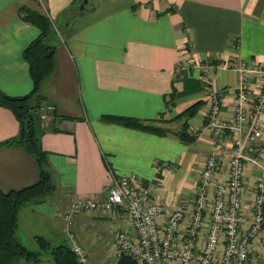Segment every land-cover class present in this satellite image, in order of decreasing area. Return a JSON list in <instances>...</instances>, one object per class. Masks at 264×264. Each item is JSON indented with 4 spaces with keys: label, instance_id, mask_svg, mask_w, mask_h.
<instances>
[{
    "label": "crops",
    "instance_id": "obj_1",
    "mask_svg": "<svg viewBox=\"0 0 264 264\" xmlns=\"http://www.w3.org/2000/svg\"><path fill=\"white\" fill-rule=\"evenodd\" d=\"M73 1L0 0V88L9 95L33 87L23 50L39 28L22 19L19 7L39 9L56 20L55 67L41 87L44 104L54 106L41 135L54 188L21 207L17 227L36 243L40 235L53 246L52 240L67 237L65 208L78 197L103 198L112 174L137 173L171 205L195 195L213 145L209 135L184 141L105 116L152 119L162 114L165 120L159 123L176 129L180 120L171 118L202 100L189 119L193 130L209 107L203 63L236 58L264 66V0H77V12L67 20L63 10ZM187 59L195 65L177 72V62ZM238 80L239 72L229 68L213 72L223 116L232 114ZM19 127L14 112L0 105V142L15 136ZM229 146H219L220 176L226 175ZM38 178V164L27 148L0 146L3 189L28 186ZM109 217L122 219L77 212L71 228L83 240L87 226Z\"/></svg>",
    "mask_w": 264,
    "mask_h": 264
},
{
    "label": "built area",
    "instance_id": "obj_2",
    "mask_svg": "<svg viewBox=\"0 0 264 264\" xmlns=\"http://www.w3.org/2000/svg\"><path fill=\"white\" fill-rule=\"evenodd\" d=\"M194 65L193 59L181 60L175 70ZM202 66L208 70L202 79L209 107L193 131L195 138L209 135L213 145L192 201L168 204L137 173L112 174L103 198L78 197L63 212L77 264H92L71 228L81 211L126 219L125 227L114 230L112 248L116 256L129 253L141 264H264V66L236 58ZM222 68L239 72L231 116L221 114L222 99L213 86V72ZM53 108H42L43 127ZM228 143L226 175L220 176L219 146Z\"/></svg>",
    "mask_w": 264,
    "mask_h": 264
},
{
    "label": "trees",
    "instance_id": "obj_3",
    "mask_svg": "<svg viewBox=\"0 0 264 264\" xmlns=\"http://www.w3.org/2000/svg\"><path fill=\"white\" fill-rule=\"evenodd\" d=\"M77 0L63 10L68 20L77 12ZM23 20L38 26L39 33L24 48L23 57L28 63L29 73L33 80L32 90L23 95H9L0 88V105L10 108L19 120L18 133L0 142L2 145H22L35 158L39 167V178L36 182L5 190L0 185V264H15L21 259L39 261L43 252H50L55 264H77L76 255L68 243L52 245L48 239L37 235L38 249H31L17 236L19 211L23 205L31 201L43 199L54 188L49 168L48 152L43 148L41 135L43 132L40 112L47 106L41 87L45 79L55 67V49L53 38L57 35L56 20L46 12L23 5L19 7ZM170 102H173L172 100ZM202 100L196 101L176 113L171 119L180 120L176 129L163 126L159 122L165 120L163 115L152 119H140L131 116L107 115L104 118L114 122L137 127L161 134L172 133L184 141H193L195 133L190 127L189 119L199 109ZM114 264H141L134 256L123 253Z\"/></svg>",
    "mask_w": 264,
    "mask_h": 264
},
{
    "label": "rangeland",
    "instance_id": "obj_4",
    "mask_svg": "<svg viewBox=\"0 0 264 264\" xmlns=\"http://www.w3.org/2000/svg\"><path fill=\"white\" fill-rule=\"evenodd\" d=\"M61 35V32L59 31ZM175 127V123L172 124ZM64 223V220H63ZM126 225V219H116V218H104L102 221H97V223H91L86 227L88 237L83 240L77 236L79 241L82 243L85 248L89 259L92 264H114L118 256L115 255L112 244L114 238V230L118 227H124ZM34 228H37V222L33 225ZM41 231L42 228L39 227ZM43 232L45 230H42ZM48 236V234H46ZM65 235L67 236V230ZM17 236L21 242L27 245L31 249H38L36 241L29 236L28 232L23 231L20 227L17 232ZM54 244L62 243L67 241L66 239L61 238L60 240H52ZM67 243V242H66ZM15 264H55L50 252H43L42 258L39 261H27L21 259Z\"/></svg>",
    "mask_w": 264,
    "mask_h": 264
},
{
    "label": "water",
    "instance_id": "obj_5",
    "mask_svg": "<svg viewBox=\"0 0 264 264\" xmlns=\"http://www.w3.org/2000/svg\"><path fill=\"white\" fill-rule=\"evenodd\" d=\"M78 8H81V6H80V7H78Z\"/></svg>",
    "mask_w": 264,
    "mask_h": 264
}]
</instances>
